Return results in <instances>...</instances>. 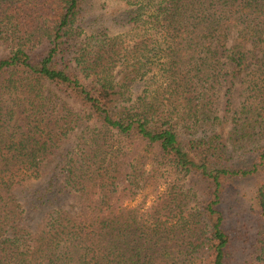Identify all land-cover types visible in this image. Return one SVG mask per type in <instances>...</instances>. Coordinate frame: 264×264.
<instances>
[{
    "label": "trees",
    "instance_id": "16d2710c",
    "mask_svg": "<svg viewBox=\"0 0 264 264\" xmlns=\"http://www.w3.org/2000/svg\"><path fill=\"white\" fill-rule=\"evenodd\" d=\"M0 264H264V0H0Z\"/></svg>",
    "mask_w": 264,
    "mask_h": 264
},
{
    "label": "rangeland",
    "instance_id": "374dc122",
    "mask_svg": "<svg viewBox=\"0 0 264 264\" xmlns=\"http://www.w3.org/2000/svg\"><path fill=\"white\" fill-rule=\"evenodd\" d=\"M245 87H246L245 84H238L234 88L233 94H232V101H231V113L228 116H226L224 113L223 103L222 102L220 103L218 115L220 117L221 124L217 127L218 132H222L224 135H226L228 133V131L230 130L231 120H232L233 116L239 111L241 103L244 99ZM150 161L151 160L148 159L147 163L149 164ZM246 186L249 187V185H246ZM159 190L161 192L162 190H164V187H162ZM155 191H156L155 185L148 184L147 186H145L141 190V192L134 199L124 202V207H126V208H138L141 211L145 210L146 208L150 207L152 205L153 201L155 200V197H156ZM250 199L252 200V198H250ZM250 199H249V201H250ZM248 214H250V215L246 217V220L247 221H249L250 219L253 220L254 219V212H252V213L249 212ZM250 224H252V222H250Z\"/></svg>",
    "mask_w": 264,
    "mask_h": 264
}]
</instances>
